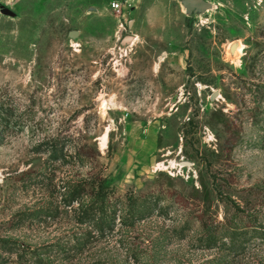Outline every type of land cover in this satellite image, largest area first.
I'll list each match as a JSON object with an SVG mask.
<instances>
[{
	"label": "rangeland",
	"instance_id": "rangeland-1",
	"mask_svg": "<svg viewBox=\"0 0 264 264\" xmlns=\"http://www.w3.org/2000/svg\"><path fill=\"white\" fill-rule=\"evenodd\" d=\"M0 264H264V0H0Z\"/></svg>",
	"mask_w": 264,
	"mask_h": 264
},
{
	"label": "trees",
	"instance_id": "trees-1",
	"mask_svg": "<svg viewBox=\"0 0 264 264\" xmlns=\"http://www.w3.org/2000/svg\"><path fill=\"white\" fill-rule=\"evenodd\" d=\"M8 115H5L3 119V123L6 124V126L10 127L9 124V118L7 117ZM2 123V124H3ZM17 127L23 126V123L20 121L16 124ZM25 127H27L25 125ZM68 140L65 137L58 136L55 139L51 141V145H53V150H57V147H61L60 149L57 150L56 157L60 160L65 157L64 154H62V147L63 145H68ZM84 147H81L77 150L74 151L73 153V158L76 160H81V161H90L92 160V157L88 155V153H84V148H86L87 144H84ZM68 156V155H66ZM72 158V157H71ZM73 183V184H72ZM69 184V186L64 187L65 192H66V199L69 200L68 198L70 197V202H73L74 196L78 195H85L87 197L93 198V199H100L102 202L108 198L110 195V189L107 186L105 178L99 176V175H91L87 174L85 177L80 178L76 182H72ZM69 202V203H70Z\"/></svg>",
	"mask_w": 264,
	"mask_h": 264
},
{
	"label": "water",
	"instance_id": "water-1",
	"mask_svg": "<svg viewBox=\"0 0 264 264\" xmlns=\"http://www.w3.org/2000/svg\"><path fill=\"white\" fill-rule=\"evenodd\" d=\"M132 40V38L130 37V36H128V37H125V39H124V41H131ZM215 98V96L214 95H212L211 96V99H214ZM186 164V163H185ZM187 165V164H186Z\"/></svg>",
	"mask_w": 264,
	"mask_h": 264
},
{
	"label": "bare ground",
	"instance_id": "bare-ground-1",
	"mask_svg": "<svg viewBox=\"0 0 264 264\" xmlns=\"http://www.w3.org/2000/svg\"><path fill=\"white\" fill-rule=\"evenodd\" d=\"M186 5H193L194 2L193 1H187V3H185ZM135 40L134 38H132V41Z\"/></svg>",
	"mask_w": 264,
	"mask_h": 264
},
{
	"label": "built area",
	"instance_id": "built-area-1",
	"mask_svg": "<svg viewBox=\"0 0 264 264\" xmlns=\"http://www.w3.org/2000/svg\"><path fill=\"white\" fill-rule=\"evenodd\" d=\"M118 6H119V5H118L117 3H112V8H113V9H117Z\"/></svg>",
	"mask_w": 264,
	"mask_h": 264
}]
</instances>
